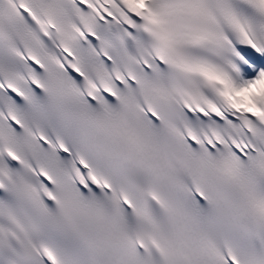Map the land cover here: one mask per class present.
Listing matches in <instances>:
<instances>
[{"label":"snow or ice","instance_id":"1","mask_svg":"<svg viewBox=\"0 0 264 264\" xmlns=\"http://www.w3.org/2000/svg\"><path fill=\"white\" fill-rule=\"evenodd\" d=\"M0 264H264V0H0Z\"/></svg>","mask_w":264,"mask_h":264}]
</instances>
